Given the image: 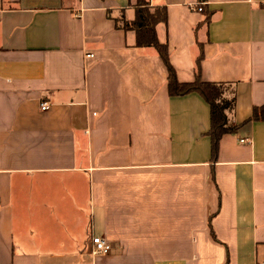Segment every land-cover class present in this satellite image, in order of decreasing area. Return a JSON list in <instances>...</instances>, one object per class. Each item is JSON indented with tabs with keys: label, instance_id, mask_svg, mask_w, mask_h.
I'll return each instance as SVG.
<instances>
[{
	"label": "crops",
	"instance_id": "1",
	"mask_svg": "<svg viewBox=\"0 0 264 264\" xmlns=\"http://www.w3.org/2000/svg\"><path fill=\"white\" fill-rule=\"evenodd\" d=\"M149 2L178 81L199 63L230 84L236 130L212 157L209 104L170 95L156 49L120 27L134 0H0V264L263 257L264 120L246 119L264 104V0Z\"/></svg>",
	"mask_w": 264,
	"mask_h": 264
},
{
	"label": "trees",
	"instance_id": "2",
	"mask_svg": "<svg viewBox=\"0 0 264 264\" xmlns=\"http://www.w3.org/2000/svg\"><path fill=\"white\" fill-rule=\"evenodd\" d=\"M202 1V0H201ZM134 17L123 20L120 27L133 30L135 34L134 46H152L167 69V88L170 95H183L189 92L199 93L209 104L211 137V156L217 152L218 140L224 133L233 132L237 126L229 124L227 112H232L235 104L234 90L230 84L224 82L203 81L199 75V63H196L195 79L191 82H179L174 67L169 61L167 42L159 41L156 33L158 23H166L167 10L165 5H151L149 0H134ZM209 15L206 16V22ZM264 120V104L254 106L249 120Z\"/></svg>",
	"mask_w": 264,
	"mask_h": 264
},
{
	"label": "built area",
	"instance_id": "3",
	"mask_svg": "<svg viewBox=\"0 0 264 264\" xmlns=\"http://www.w3.org/2000/svg\"><path fill=\"white\" fill-rule=\"evenodd\" d=\"M201 4L197 7L198 10H201ZM48 108V102L47 101H41L40 102V109L46 110ZM247 141V139H240V141ZM92 243V250L91 253L96 255L100 253H107L110 250V242L108 239H106L103 236L94 235L91 238Z\"/></svg>",
	"mask_w": 264,
	"mask_h": 264
},
{
	"label": "rangeland",
	"instance_id": "4",
	"mask_svg": "<svg viewBox=\"0 0 264 264\" xmlns=\"http://www.w3.org/2000/svg\"><path fill=\"white\" fill-rule=\"evenodd\" d=\"M122 22H123V21H121V24H122ZM263 247H264V246H263ZM259 264H264V255H263V257H261Z\"/></svg>",
	"mask_w": 264,
	"mask_h": 264
}]
</instances>
